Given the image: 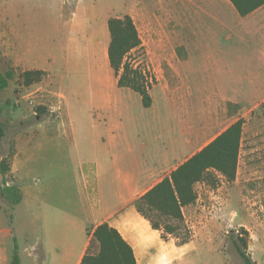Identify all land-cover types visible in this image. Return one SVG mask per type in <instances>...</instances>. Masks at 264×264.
Wrapping results in <instances>:
<instances>
[{
    "label": "rangeland",
    "instance_id": "1",
    "mask_svg": "<svg viewBox=\"0 0 264 264\" xmlns=\"http://www.w3.org/2000/svg\"><path fill=\"white\" fill-rule=\"evenodd\" d=\"M163 1L0 0V70L14 74L0 98L5 129L0 153L10 164L6 182L23 193L13 207L0 196V264H10L15 242L20 264L42 263L32 246L49 224L50 206L75 202L78 159L84 152L91 155V140L102 138L105 129L114 128L137 146L142 165L161 153L179 156L187 146L170 140L182 141L184 135L193 140L189 154L197 152L238 119L243 125L234 181L218 174L214 186L195 184V202L182 208L191 235L188 244L175 245L179 231V237L167 236L170 243L164 244L163 253L184 255L174 264H244L234 245L240 236L252 260L264 264V100L256 98L264 90V40L258 30L237 34L227 27L214 43L205 29L202 47H213L191 48L193 62L184 66L188 76L182 84L194 92L169 97V103L162 91L178 84L169 73L174 52L163 38V6L158 3ZM124 14L134 19L145 49V55L131 51L128 60L158 79L149 89L151 108L142 106L139 94L118 87L109 66L107 19ZM203 23L211 20L204 18ZM90 42L98 45L91 47ZM27 69L44 70L42 79L23 85L21 73ZM215 90L240 98H208L220 94ZM66 111V124H79L80 130L73 134L66 127L52 136L51 125L61 122ZM49 134L53 138L47 141ZM2 180L0 174V187Z\"/></svg>",
    "mask_w": 264,
    "mask_h": 264
},
{
    "label": "crops",
    "instance_id": "2",
    "mask_svg": "<svg viewBox=\"0 0 264 264\" xmlns=\"http://www.w3.org/2000/svg\"><path fill=\"white\" fill-rule=\"evenodd\" d=\"M158 3L163 6L164 42L167 48L174 52L171 60L168 61L169 73L174 80L173 83L178 84L177 87L162 91L168 102L169 97L173 99L172 96H178L180 93L184 97L185 94L194 92L191 86L182 84L188 76L184 66L193 62V58H190L191 48L210 50L213 47L210 43L207 47H202L205 29L213 39L209 42L214 43H216L219 30H225L224 28L227 27H233L232 32L236 29L237 34H240L243 29L249 32L258 30L257 33L261 34L264 40V4L251 13L240 16L230 0H164ZM204 18L210 19L211 23L208 25L203 23ZM249 24L250 28L255 24V28L247 29ZM90 43L91 47L98 45L96 42ZM177 50H183V54L178 55ZM262 50L264 51V46ZM88 52L91 53L90 49ZM261 81L264 84V80ZM260 87L263 89L262 86ZM254 89L259 93L258 88L254 87ZM196 90L202 93L198 85H196ZM215 91L220 94H209L207 97L213 99L240 98L234 95H224L221 90ZM256 98L264 100V90L263 92L261 90V94ZM66 118H68L67 111L61 122L51 125L52 136L66 127H69L73 134L80 130L79 124L77 127L74 124L67 125ZM222 131H218L200 148ZM49 136L51 135H46L47 141L53 138ZM100 136L102 138H96L90 142L93 145L91 155L84 152L78 159L76 169L78 175L73 186L75 202L69 200L67 205L59 208H54L47 203L54 211L49 217V224H45L43 232L36 237V243L32 246L38 252L42 260L41 264H79L94 228L104 222L116 228L131 245L137 264H174L181 261L184 255L170 256L163 253L164 244L170 241L162 239L160 231L153 229L149 221L140 215L135 209L134 201L196 152L192 151L189 154L193 140L185 135L182 141L174 138L170 140V144L172 142L175 145L183 143L187 146V149H184L179 156L173 158L161 153L155 160L145 159L141 165L138 147L124 140L123 135L115 133L114 128L105 129ZM69 194L72 195V187ZM45 217L47 215H44ZM187 244L175 245L181 248ZM32 259L36 260V257Z\"/></svg>",
    "mask_w": 264,
    "mask_h": 264
},
{
    "label": "trees",
    "instance_id": "3",
    "mask_svg": "<svg viewBox=\"0 0 264 264\" xmlns=\"http://www.w3.org/2000/svg\"><path fill=\"white\" fill-rule=\"evenodd\" d=\"M230 1L240 16H245L264 4V0ZM107 29L109 32L107 58L109 66L117 77V86L128 88L139 94L142 106L151 107L152 97L149 89L152 83L156 82V78L153 74L146 73L140 65L131 64L127 56L134 50L142 51L145 55L144 45L133 18L129 14L120 17L111 16L107 19ZM43 74L44 70L41 69L24 70L21 73L22 84L28 86L38 82ZM13 75V70L5 72L0 70V98ZM1 114L0 100V149L5 135ZM242 125V119L230 124L134 201L135 209L149 221L153 229L160 231L162 239L166 240L168 235L179 237V231H183L178 244L182 245L189 241L191 235L184 224L182 208L195 202L196 183L206 182L214 186L218 180V174L225 177L227 181H234ZM9 171L8 159L2 157L0 153V174L3 176L0 196L13 207L21 202L23 193L16 184L6 182L4 177ZM234 245L244 264H256L247 252L244 237L238 236L234 240ZM20 263L18 245L15 242L10 264ZM79 264H137V261L131 245L116 228L104 222L94 228Z\"/></svg>",
    "mask_w": 264,
    "mask_h": 264
}]
</instances>
